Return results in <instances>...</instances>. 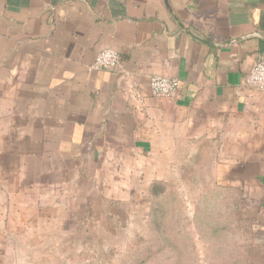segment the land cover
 <instances>
[{
	"label": "crops",
	"instance_id": "obj_1",
	"mask_svg": "<svg viewBox=\"0 0 264 264\" xmlns=\"http://www.w3.org/2000/svg\"><path fill=\"white\" fill-rule=\"evenodd\" d=\"M105 49L118 66L92 71ZM262 60L264 0H0V226L40 209L25 194H49L41 177L77 160L97 194L136 178L146 192L171 177L240 187L264 243V92L246 83ZM154 76L177 95L153 97ZM17 256L0 248V264Z\"/></svg>",
	"mask_w": 264,
	"mask_h": 264
},
{
	"label": "rangeland",
	"instance_id": "obj_2",
	"mask_svg": "<svg viewBox=\"0 0 264 264\" xmlns=\"http://www.w3.org/2000/svg\"><path fill=\"white\" fill-rule=\"evenodd\" d=\"M56 172L40 179L54 185L49 194H25L41 202L40 209L23 210L18 225L0 226L9 233L8 244L0 240V248L17 251L12 264L264 262L257 249L248 248L252 234H260L255 210L245 207L248 195L240 187L225 191L206 177H171L151 196L136 178L134 192L111 196L89 192L92 178L84 176L82 161H58ZM36 179L27 177L26 184Z\"/></svg>",
	"mask_w": 264,
	"mask_h": 264
},
{
	"label": "built area",
	"instance_id": "obj_3",
	"mask_svg": "<svg viewBox=\"0 0 264 264\" xmlns=\"http://www.w3.org/2000/svg\"><path fill=\"white\" fill-rule=\"evenodd\" d=\"M119 54L113 49L101 51L90 69L92 71H99L117 67L120 62ZM246 83L249 87L264 92V60L255 64L246 79ZM150 88L153 97L157 99L172 98L177 95L180 89V82L173 78L154 76L150 80Z\"/></svg>",
	"mask_w": 264,
	"mask_h": 264
},
{
	"label": "trees",
	"instance_id": "obj_4",
	"mask_svg": "<svg viewBox=\"0 0 264 264\" xmlns=\"http://www.w3.org/2000/svg\"><path fill=\"white\" fill-rule=\"evenodd\" d=\"M161 185L162 187H164V189L168 186L166 183H163V182H156L154 183L151 188L149 189L151 191V196H152V193H156L157 191H154L155 187L156 186H159ZM153 193V194H154ZM253 236L251 237V245L248 247L249 249L252 250V248L254 249H257L259 252V255H261V257H264V243L261 242V241H258L255 234H252ZM230 264H246L245 262L243 261H238V262H234V263H230ZM259 264H264V262H260Z\"/></svg>",
	"mask_w": 264,
	"mask_h": 264
}]
</instances>
